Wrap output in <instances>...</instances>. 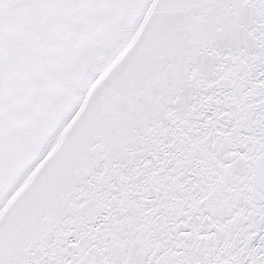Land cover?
<instances>
[{
    "label": "snow or ice",
    "instance_id": "1",
    "mask_svg": "<svg viewBox=\"0 0 264 264\" xmlns=\"http://www.w3.org/2000/svg\"><path fill=\"white\" fill-rule=\"evenodd\" d=\"M0 264H264V0H0Z\"/></svg>",
    "mask_w": 264,
    "mask_h": 264
}]
</instances>
